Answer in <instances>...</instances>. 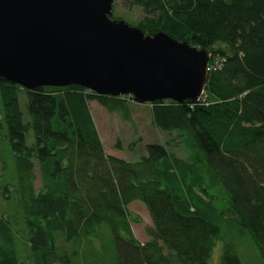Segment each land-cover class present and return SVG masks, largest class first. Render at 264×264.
<instances>
[{
    "label": "trees",
    "instance_id": "trees-1",
    "mask_svg": "<svg viewBox=\"0 0 264 264\" xmlns=\"http://www.w3.org/2000/svg\"><path fill=\"white\" fill-rule=\"evenodd\" d=\"M131 3L145 13L137 24L145 33L163 31L210 53L203 96L150 103L152 125L176 131L178 141L149 143L129 161L106 151L90 102L130 120L132 96L76 84L22 89L0 79L17 164V181L3 192H17L23 223L16 229L0 213V264H210L220 239L221 264H242L222 237L224 223L246 230L264 262V0ZM135 201L153 224L145 242L132 228L141 222L128 208Z\"/></svg>",
    "mask_w": 264,
    "mask_h": 264
},
{
    "label": "water",
    "instance_id": "water-1",
    "mask_svg": "<svg viewBox=\"0 0 264 264\" xmlns=\"http://www.w3.org/2000/svg\"><path fill=\"white\" fill-rule=\"evenodd\" d=\"M114 0H0V79L24 89L76 84L137 103L198 102L211 55L112 18Z\"/></svg>",
    "mask_w": 264,
    "mask_h": 264
},
{
    "label": "rangeland",
    "instance_id": "rangeland-1",
    "mask_svg": "<svg viewBox=\"0 0 264 264\" xmlns=\"http://www.w3.org/2000/svg\"><path fill=\"white\" fill-rule=\"evenodd\" d=\"M113 13L118 18L124 19L134 26H137L145 16L143 9L132 5L131 0H114ZM22 89L19 93V103L22 111L26 112V95ZM129 106L131 119L127 120L120 112H110L97 101L90 102L95 124L108 153L134 161L145 153V147L149 143H165L171 136H174L178 141L176 131L172 133L163 132L152 125L150 103H137L132 100ZM3 115L4 106L0 91V213L1 215H8L10 217L14 228L21 229L23 223L16 222L15 214L18 207L16 205L18 204L17 192L11 193L10 197H6L7 194L3 192L7 186L11 185V181H17V164L8 137V127ZM27 141L28 144L32 143V131H30ZM174 144L171 146L173 152L187 158L188 151L186 147L178 142L177 144L174 142ZM118 146L120 149L117 148ZM35 173V187L39 189L41 186V176L38 168ZM128 208L141 218L140 223L132 222L135 236L141 242L149 240L150 237L147 229L152 227L153 224L148 210L139 201L131 203ZM221 233L223 238L231 240L242 264H264L246 230H241V227L235 223H224L221 225ZM94 242L95 247L99 248L101 242L97 239H94ZM223 247V239H220L210 256V264H221Z\"/></svg>",
    "mask_w": 264,
    "mask_h": 264
}]
</instances>
